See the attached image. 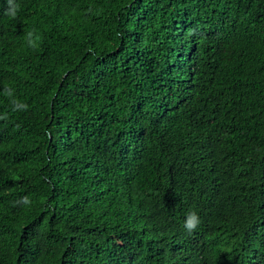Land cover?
<instances>
[{"label":"trees","instance_id":"1","mask_svg":"<svg viewBox=\"0 0 264 264\" xmlns=\"http://www.w3.org/2000/svg\"><path fill=\"white\" fill-rule=\"evenodd\" d=\"M12 4L0 264H264V0Z\"/></svg>","mask_w":264,"mask_h":264},{"label":"clouds","instance_id":"2","mask_svg":"<svg viewBox=\"0 0 264 264\" xmlns=\"http://www.w3.org/2000/svg\"><path fill=\"white\" fill-rule=\"evenodd\" d=\"M18 8H19L18 5H13L12 0H9V9L10 10L6 14L15 18L17 11H18ZM29 36H31V33H29ZM29 43L31 44V41H29ZM199 223H200V221H199V217H198L197 213L190 212L186 215V219L184 221V227L189 232H193L199 226Z\"/></svg>","mask_w":264,"mask_h":264}]
</instances>
